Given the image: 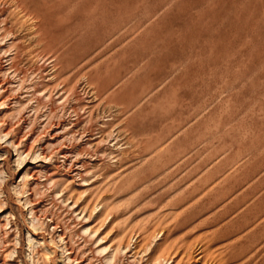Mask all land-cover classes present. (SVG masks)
Here are the masks:
<instances>
[{
	"label": "rangeland",
	"instance_id": "374dc122",
	"mask_svg": "<svg viewBox=\"0 0 264 264\" xmlns=\"http://www.w3.org/2000/svg\"><path fill=\"white\" fill-rule=\"evenodd\" d=\"M0 264H264V0H0Z\"/></svg>",
	"mask_w": 264,
	"mask_h": 264
},
{
	"label": "bare ground",
	"instance_id": "6f19581e",
	"mask_svg": "<svg viewBox=\"0 0 264 264\" xmlns=\"http://www.w3.org/2000/svg\"><path fill=\"white\" fill-rule=\"evenodd\" d=\"M14 3H15V2H14ZM25 16H26V15H25ZM27 16H28V15H27ZM22 18H23V16H22ZM25 18H27V17H25ZM28 18H29V17H28ZM28 18H27V19H28ZM24 20H25V19H23V21H24ZM25 21H26V20H25ZM28 21H29V20H28ZM30 27H31V26H30ZM27 29H28V28H27ZM29 29H30V28H29ZM32 31H33V30H32ZM15 43H16V41H15ZM15 43L12 42V44H15ZM17 44H19V43L17 42ZM19 46H20V45H19ZM14 49H15V48H14ZM76 176H77V175H76ZM83 183H84V182H83ZM150 261H151V260H150Z\"/></svg>",
	"mask_w": 264,
	"mask_h": 264
}]
</instances>
